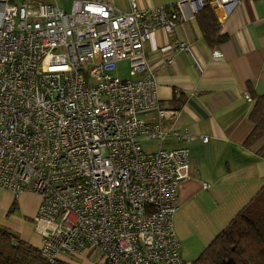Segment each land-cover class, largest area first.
Listing matches in <instances>:
<instances>
[{"label": "built area", "instance_id": "obj_1", "mask_svg": "<svg viewBox=\"0 0 264 264\" xmlns=\"http://www.w3.org/2000/svg\"><path fill=\"white\" fill-rule=\"evenodd\" d=\"M239 1L181 0L169 11L133 4L121 12L95 0H72L69 11L56 0H0V190L37 196L42 256L186 264L173 218L189 150L145 152L141 140L190 138L138 118L158 103L144 44L207 4L227 11ZM122 61L140 77L117 76Z\"/></svg>", "mask_w": 264, "mask_h": 264}, {"label": "crops", "instance_id": "obj_2", "mask_svg": "<svg viewBox=\"0 0 264 264\" xmlns=\"http://www.w3.org/2000/svg\"><path fill=\"white\" fill-rule=\"evenodd\" d=\"M95 1L128 12L133 4L139 9L165 7L169 11L181 0ZM67 2L71 6L72 0ZM56 4L65 10L58 0ZM210 8L219 35L226 36L218 45L211 47L204 39L202 24L208 17L202 13L177 22L171 34L157 28L144 44L158 103L157 109L139 113L138 118L190 138L156 140L158 148L185 146L189 150V176L179 184L173 218L185 262L196 258L264 184L260 152L264 135L246 143L254 129L250 115L256 98L264 96V8L260 0H240L227 11L215 5ZM179 44L186 48L180 49ZM213 50L221 57L213 58ZM115 73L122 79L140 77ZM158 110H175L176 115L160 117ZM13 200L12 194L0 190V224L39 247L33 220L37 196L20 194L16 207ZM70 258L75 264H92L89 255Z\"/></svg>", "mask_w": 264, "mask_h": 264}, {"label": "trees", "instance_id": "obj_3", "mask_svg": "<svg viewBox=\"0 0 264 264\" xmlns=\"http://www.w3.org/2000/svg\"><path fill=\"white\" fill-rule=\"evenodd\" d=\"M201 13L208 17L202 24L207 44L213 47L225 41L226 36L219 35V27L212 15L210 4L205 5L196 15ZM250 97L255 98L253 94ZM250 120L254 129L246 140L247 144L264 135V96L256 98ZM260 152L264 156V147ZM15 200L16 198L13 206ZM70 257L77 256L60 255L49 260L41 255L39 247L0 224V264H75ZM185 263L264 264V184L200 254Z\"/></svg>", "mask_w": 264, "mask_h": 264}, {"label": "rangeland", "instance_id": "obj_4", "mask_svg": "<svg viewBox=\"0 0 264 264\" xmlns=\"http://www.w3.org/2000/svg\"><path fill=\"white\" fill-rule=\"evenodd\" d=\"M20 0H15V2H18ZM58 5L60 7H65V11H69L70 9V4H68L67 0H58ZM128 63H126L125 61L124 62H119L117 64V72L120 76L122 77H128V73H127V70L126 68L128 69L129 71V68H128ZM141 145H142V148L145 152H154L158 149V141L156 140H142L141 141ZM16 207V205H15ZM81 261V260H80Z\"/></svg>", "mask_w": 264, "mask_h": 264}]
</instances>
